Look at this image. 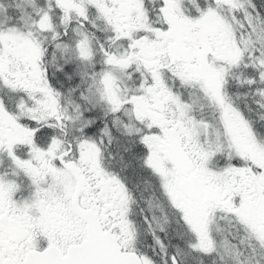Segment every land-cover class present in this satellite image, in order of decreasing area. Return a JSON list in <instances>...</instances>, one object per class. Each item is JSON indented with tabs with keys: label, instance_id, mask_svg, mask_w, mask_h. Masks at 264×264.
I'll use <instances>...</instances> for the list:
<instances>
[{
	"label": "snow or ice",
	"instance_id": "snow-or-ice-1",
	"mask_svg": "<svg viewBox=\"0 0 264 264\" xmlns=\"http://www.w3.org/2000/svg\"><path fill=\"white\" fill-rule=\"evenodd\" d=\"M0 264H264V0H0Z\"/></svg>",
	"mask_w": 264,
	"mask_h": 264
}]
</instances>
